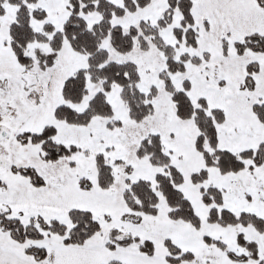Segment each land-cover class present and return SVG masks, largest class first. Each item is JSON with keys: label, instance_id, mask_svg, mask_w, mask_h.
Returning a JSON list of instances; mask_svg holds the SVG:
<instances>
[{"label": "snow or ice", "instance_id": "snow-or-ice-1", "mask_svg": "<svg viewBox=\"0 0 264 264\" xmlns=\"http://www.w3.org/2000/svg\"><path fill=\"white\" fill-rule=\"evenodd\" d=\"M0 264H264V0H0Z\"/></svg>", "mask_w": 264, "mask_h": 264}]
</instances>
